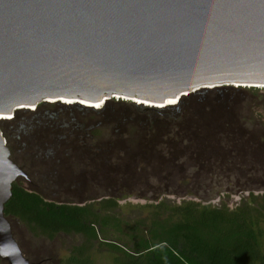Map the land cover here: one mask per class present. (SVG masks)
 <instances>
[{
  "label": "trees",
  "instance_id": "16d2710c",
  "mask_svg": "<svg viewBox=\"0 0 264 264\" xmlns=\"http://www.w3.org/2000/svg\"><path fill=\"white\" fill-rule=\"evenodd\" d=\"M0 131L27 176L12 185L4 215L29 263L90 264L98 245L114 264H264V89H205L159 109L42 103L0 119ZM130 196L156 204L145 218H120L117 202ZM18 222L48 241L80 242L65 259L33 260Z\"/></svg>",
  "mask_w": 264,
  "mask_h": 264
},
{
  "label": "water",
  "instance_id": "95a60500",
  "mask_svg": "<svg viewBox=\"0 0 264 264\" xmlns=\"http://www.w3.org/2000/svg\"><path fill=\"white\" fill-rule=\"evenodd\" d=\"M221 87L264 89V0H0V116L49 101L159 109ZM26 178L0 131L5 264H31L4 215Z\"/></svg>",
  "mask_w": 264,
  "mask_h": 264
},
{
  "label": "rangeland",
  "instance_id": "374dc122",
  "mask_svg": "<svg viewBox=\"0 0 264 264\" xmlns=\"http://www.w3.org/2000/svg\"><path fill=\"white\" fill-rule=\"evenodd\" d=\"M262 90V89H257ZM116 101V100H115ZM90 107V106H87ZM93 108V107H92ZM8 119V118H0ZM70 121L72 118L69 119ZM87 121L95 122L96 120L90 118H73L72 121ZM66 121V120H64ZM28 126H31V123H27ZM88 193L77 192L75 194L76 198H86ZM247 194L230 196L226 203L229 208H234L241 203L243 197H246ZM175 204L182 203L183 201H196L192 197L185 198H167ZM225 200V199H224ZM221 202V199L215 201L204 203L205 206H215ZM119 208L120 218L131 217V218H145L153 209V205L156 204L153 201L143 200L136 198L134 196L123 197L117 202ZM13 230L17 240L19 241L23 251L31 259H40V257L54 256L57 259H65L67 257V248L70 246L77 245L80 242V238L77 236H59L56 237L53 241H48L45 238L31 233L22 223H16L13 225ZM90 264H114V257L103 247L95 246V250L91 253Z\"/></svg>",
  "mask_w": 264,
  "mask_h": 264
},
{
  "label": "bare ground",
  "instance_id": "6f19581e",
  "mask_svg": "<svg viewBox=\"0 0 264 264\" xmlns=\"http://www.w3.org/2000/svg\"><path fill=\"white\" fill-rule=\"evenodd\" d=\"M49 102H53V101H49ZM62 103H67V102H62ZM73 103H75V102H69V103H67V104H73ZM140 104V103H139ZM170 104H173L174 105V102H169V103H167V106L168 105H170ZM87 106H91V107H93L94 109H96V108H100L102 105L101 104H97V105H95V104H86ZM151 106V105H150ZM31 110H33V109H31ZM0 118H9V117H7V115H1L0 116Z\"/></svg>",
  "mask_w": 264,
  "mask_h": 264
},
{
  "label": "clouds",
  "instance_id": "9594fccd",
  "mask_svg": "<svg viewBox=\"0 0 264 264\" xmlns=\"http://www.w3.org/2000/svg\"><path fill=\"white\" fill-rule=\"evenodd\" d=\"M10 120V119H9Z\"/></svg>",
  "mask_w": 264,
  "mask_h": 264
}]
</instances>
